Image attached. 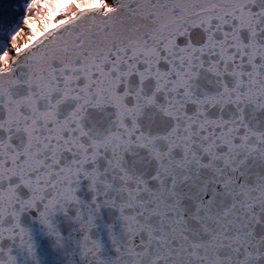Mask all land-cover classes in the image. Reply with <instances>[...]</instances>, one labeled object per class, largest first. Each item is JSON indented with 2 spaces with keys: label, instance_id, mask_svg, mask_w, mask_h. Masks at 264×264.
<instances>
[{
  "label": "snow or ice",
  "instance_id": "6c2138e0",
  "mask_svg": "<svg viewBox=\"0 0 264 264\" xmlns=\"http://www.w3.org/2000/svg\"><path fill=\"white\" fill-rule=\"evenodd\" d=\"M0 264H264V0H0Z\"/></svg>",
  "mask_w": 264,
  "mask_h": 264
}]
</instances>
